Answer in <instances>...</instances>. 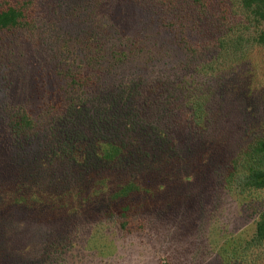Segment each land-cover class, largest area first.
Returning a JSON list of instances; mask_svg holds the SVG:
<instances>
[{"label": "rangeland", "instance_id": "1", "mask_svg": "<svg viewBox=\"0 0 264 264\" xmlns=\"http://www.w3.org/2000/svg\"><path fill=\"white\" fill-rule=\"evenodd\" d=\"M28 1L32 24L0 33V264H222L256 219L222 179L264 127L255 24L237 0ZM96 130L136 163L62 153ZM126 180L144 203L123 229L111 194Z\"/></svg>", "mask_w": 264, "mask_h": 264}, {"label": "trees", "instance_id": "2", "mask_svg": "<svg viewBox=\"0 0 264 264\" xmlns=\"http://www.w3.org/2000/svg\"><path fill=\"white\" fill-rule=\"evenodd\" d=\"M199 3L205 0H191ZM241 11L246 16V22L254 26L256 32L249 40L256 45L264 46V0H237ZM28 0H0V33L15 29H26L32 24ZM223 35L218 38V45L224 41ZM235 46L242 43V36L233 40ZM194 124L205 120L206 112L202 102L195 101L188 106ZM28 116H12L9 120L10 132L18 139L29 124ZM98 129V128H97ZM148 129V128H147ZM97 131V132H96ZM90 139L82 137L71 138L66 142L69 149L64 148L62 153L73 157L82 156L81 152L95 157L97 168L117 164L119 161L130 166L136 163L137 154H126L127 142L117 139L114 134L96 130ZM70 150V151H69ZM157 154V153H155ZM128 155V156H127ZM156 156V155H154ZM226 188L233 190L256 213L252 232L243 237L230 238L228 248L223 250L222 264H264V127L258 133L252 132L244 144L237 150L229 162L223 175ZM141 191V186L131 180L117 185L111 194V206L116 207L115 218L123 229H128L138 204H143L134 197ZM143 200V199H142Z\"/></svg>", "mask_w": 264, "mask_h": 264}]
</instances>
